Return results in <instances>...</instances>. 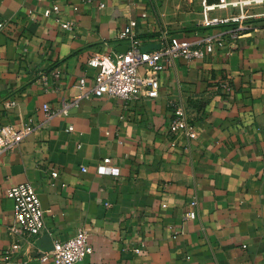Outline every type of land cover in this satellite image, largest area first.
Segmentation results:
<instances>
[{"label":"crops","instance_id":"1","mask_svg":"<svg viewBox=\"0 0 264 264\" xmlns=\"http://www.w3.org/2000/svg\"><path fill=\"white\" fill-rule=\"evenodd\" d=\"M55 3L73 28L43 15ZM201 11V0H0V128L35 125L0 153V256L19 239L12 264H58L8 233L15 217L6 188L31 182L46 211L43 235L55 243L90 231L93 253L75 264H264V13L234 35L205 28ZM135 18L147 51L159 48L163 30L226 33L225 42L205 59L166 65L158 97H97L88 62L125 50L118 33ZM75 99L67 113L49 117L44 108ZM177 104L197 137L173 148L165 131Z\"/></svg>","mask_w":264,"mask_h":264},{"label":"built area","instance_id":"2","mask_svg":"<svg viewBox=\"0 0 264 264\" xmlns=\"http://www.w3.org/2000/svg\"><path fill=\"white\" fill-rule=\"evenodd\" d=\"M92 1V0H87ZM256 0H219L217 3H209L201 0L202 21L205 28L229 27V32L234 35L240 29L249 26L251 19L263 14H255L250 6ZM103 4H101L102 6ZM233 7L236 12L229 15H212L216 9ZM77 12L79 7L73 6ZM46 17L54 16L60 22L62 28L71 29L75 23L66 20L61 14L58 3L46 8L43 12ZM147 13L143 12L142 17ZM137 19L132 20L118 33V39L127 43L126 51H110L94 54L88 64L95 68L96 74L93 80L92 93L97 97H120L126 101H134L142 96L155 98L159 96L160 80L158 72L166 65L172 64L178 58H184L189 62L205 59L214 53L220 46L224 45L226 33L204 35L193 38H180L172 35L167 30L160 33V46L155 50H144V42L134 30ZM0 23V28L4 26ZM143 67L145 73L139 68ZM47 84L48 76H43ZM81 86L85 80L81 79ZM78 99L66 101L56 111L50 110L48 104L44 108L51 117L58 113H67L69 108L76 104ZM13 101L8 104L13 105ZM34 123L30 118L28 122L9 124L0 128V153L9 152L19 144L34 129ZM72 128V127H71ZM165 134L168 136L169 144L173 148L183 146V142L193 140L197 137L194 123L189 116L188 110L182 104L175 105L172 117L166 125ZM110 161L109 158L106 159ZM84 171L86 167L82 168ZM58 175V170L52 172ZM6 196L13 201V213L15 222L9 226L10 236H20L28 239L31 244H36L45 231V209L42 206L39 192L31 182L12 184L6 188ZM199 199L193 198L188 205V215L195 218L198 215ZM22 247L21 240L14 239L9 248L0 256V264H12ZM93 253L90 242V231L87 228H79L78 231L64 241H57L50 250H38L43 260L54 258L58 264H75L84 260Z\"/></svg>","mask_w":264,"mask_h":264},{"label":"water","instance_id":"3","mask_svg":"<svg viewBox=\"0 0 264 264\" xmlns=\"http://www.w3.org/2000/svg\"><path fill=\"white\" fill-rule=\"evenodd\" d=\"M128 49V46H126L125 50ZM36 244L42 249V250H50L53 248L54 243L49 238L48 235H43L39 239H37Z\"/></svg>","mask_w":264,"mask_h":264},{"label":"rangeland","instance_id":"4","mask_svg":"<svg viewBox=\"0 0 264 264\" xmlns=\"http://www.w3.org/2000/svg\"><path fill=\"white\" fill-rule=\"evenodd\" d=\"M251 8H254V10H258L257 12L259 14L264 13V0H256L250 4Z\"/></svg>","mask_w":264,"mask_h":264}]
</instances>
